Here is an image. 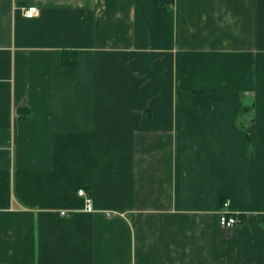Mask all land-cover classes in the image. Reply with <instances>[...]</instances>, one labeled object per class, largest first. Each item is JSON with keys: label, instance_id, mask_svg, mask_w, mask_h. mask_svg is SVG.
Returning a JSON list of instances; mask_svg holds the SVG:
<instances>
[{"label": "crops", "instance_id": "obj_1", "mask_svg": "<svg viewBox=\"0 0 264 264\" xmlns=\"http://www.w3.org/2000/svg\"><path fill=\"white\" fill-rule=\"evenodd\" d=\"M0 264H264V0H0Z\"/></svg>", "mask_w": 264, "mask_h": 264}, {"label": "built area", "instance_id": "obj_2", "mask_svg": "<svg viewBox=\"0 0 264 264\" xmlns=\"http://www.w3.org/2000/svg\"><path fill=\"white\" fill-rule=\"evenodd\" d=\"M23 10H24V15L27 18H35V17L39 16V14H40V8L36 5L24 7ZM79 195L80 196H86V192L83 189H80ZM87 202H88V209H90L92 211L93 210L92 201L90 199H88ZM229 206H230L229 201H226L223 204V209L220 213V223L225 228H233L241 222L238 215L229 210ZM61 214L65 215L66 212H62Z\"/></svg>", "mask_w": 264, "mask_h": 264}, {"label": "rangeland", "instance_id": "obj_3", "mask_svg": "<svg viewBox=\"0 0 264 264\" xmlns=\"http://www.w3.org/2000/svg\"><path fill=\"white\" fill-rule=\"evenodd\" d=\"M85 197V196H84Z\"/></svg>", "mask_w": 264, "mask_h": 264}]
</instances>
